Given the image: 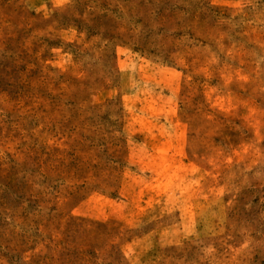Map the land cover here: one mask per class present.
Instances as JSON below:
<instances>
[{
	"label": "rangeland",
	"instance_id": "1",
	"mask_svg": "<svg viewBox=\"0 0 264 264\" xmlns=\"http://www.w3.org/2000/svg\"><path fill=\"white\" fill-rule=\"evenodd\" d=\"M0 264H264V0H0Z\"/></svg>",
	"mask_w": 264,
	"mask_h": 264
}]
</instances>
